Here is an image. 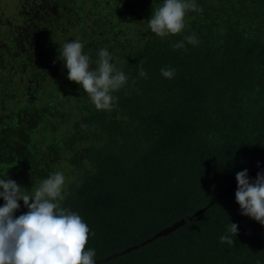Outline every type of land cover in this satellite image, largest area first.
<instances>
[{
    "label": "trees",
    "instance_id": "16d2710c",
    "mask_svg": "<svg viewBox=\"0 0 264 264\" xmlns=\"http://www.w3.org/2000/svg\"><path fill=\"white\" fill-rule=\"evenodd\" d=\"M10 1L12 15L0 6V179L31 194L63 172L60 207L88 225L94 260L212 202L95 264H264V226L241 214L237 187L219 198L238 172L264 162V0H194L202 11L165 37L148 27L163 0ZM193 34L196 45L185 40ZM73 40L90 67L104 48L128 76L111 110L67 79L59 53ZM18 203L15 217L27 212ZM230 224L232 245L220 242Z\"/></svg>",
    "mask_w": 264,
    "mask_h": 264
},
{
    "label": "clouds",
    "instance_id": "9594fccd",
    "mask_svg": "<svg viewBox=\"0 0 264 264\" xmlns=\"http://www.w3.org/2000/svg\"><path fill=\"white\" fill-rule=\"evenodd\" d=\"M188 11H202L194 0H163L148 20L151 32L159 37L183 31L184 17ZM188 44L196 45V36L185 37ZM84 45L79 40L66 42L59 53L67 68V79L79 84L88 94L97 110H111L118 91L128 76L111 63L109 52L97 51L96 67H90L91 57L82 54ZM184 48V42L172 45ZM163 77L171 79L175 69L162 68ZM146 78L142 66L138 73ZM82 127H86L83 126ZM235 201L241 214L249 216L264 226V172L257 173L250 182L247 169L236 174ZM65 175L57 171L40 181L31 194L16 181L0 179V264H95V250H86L89 227L80 215L60 207L63 201ZM23 201L27 212L14 216ZM31 201V203H29ZM237 225L230 224V235H222L221 243L234 244Z\"/></svg>",
    "mask_w": 264,
    "mask_h": 264
},
{
    "label": "water",
    "instance_id": "95a60500",
    "mask_svg": "<svg viewBox=\"0 0 264 264\" xmlns=\"http://www.w3.org/2000/svg\"><path fill=\"white\" fill-rule=\"evenodd\" d=\"M263 168H264V162L260 163L259 165H257L253 169L249 170L247 172L248 178L250 179L252 176H254L257 172H259ZM236 187H237V182L235 180V181H233L232 183H230L225 188V190L223 191V193H221V195H219V198L223 197L225 194L230 193ZM211 204H212V202L209 203L208 205H206V206L198 209L192 215L183 216L180 219H177L176 221H174L173 224H169V225H166V226L162 227L161 229H159L158 231H156L152 236L147 237L146 239H144L143 241L139 242L138 244L129 245V246L125 247L124 249L120 250V251L110 253L107 256H105L103 258H100V259H96L94 261H95V263H98V262H102V261H110V260H113L116 257H118L119 255H122L124 253H128L132 249L137 248L138 246H143L147 242H150V241H152L153 239H155L157 237L165 236V235L171 233L175 227L177 228V227L183 225L186 221H189L193 217L197 216L198 214H200L201 212H203L204 210H206L207 207L210 206Z\"/></svg>",
    "mask_w": 264,
    "mask_h": 264
},
{
    "label": "rangeland",
    "instance_id": "374dc122",
    "mask_svg": "<svg viewBox=\"0 0 264 264\" xmlns=\"http://www.w3.org/2000/svg\"><path fill=\"white\" fill-rule=\"evenodd\" d=\"M1 7L6 10L7 14L12 15L13 14V7H12V1L10 0H0Z\"/></svg>",
    "mask_w": 264,
    "mask_h": 264
}]
</instances>
